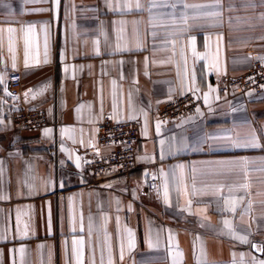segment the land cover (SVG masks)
<instances>
[{"label":"crops","instance_id":"crops-1","mask_svg":"<svg viewBox=\"0 0 264 264\" xmlns=\"http://www.w3.org/2000/svg\"><path fill=\"white\" fill-rule=\"evenodd\" d=\"M215 2L0 0V264H78L77 249L79 264L264 261V147L233 146L248 125L264 136V91L224 85L264 57V0L181 18ZM187 92L196 111L157 119ZM25 109L49 124L14 128ZM106 116L140 124L135 169L93 184L84 163L111 151Z\"/></svg>","mask_w":264,"mask_h":264},{"label":"built area","instance_id":"built-area-1","mask_svg":"<svg viewBox=\"0 0 264 264\" xmlns=\"http://www.w3.org/2000/svg\"><path fill=\"white\" fill-rule=\"evenodd\" d=\"M20 73L12 72L8 76L7 87L12 97H17L20 88ZM225 87L238 92L251 91L260 94L264 91V57L254 59L244 72L225 78ZM198 108V99L187 92L161 105L156 117L162 122H171L193 113ZM49 124V118L43 109L19 110L12 115V125L20 130H38ZM140 124L136 121H114L104 117L97 125V142L100 146H110L105 155L89 158L85 161V170L91 176V182L97 184L108 177L128 174L135 169L136 146L139 139ZM154 179L149 181L152 187Z\"/></svg>","mask_w":264,"mask_h":264},{"label":"snow or ice","instance_id":"snow-or-ice-1","mask_svg":"<svg viewBox=\"0 0 264 264\" xmlns=\"http://www.w3.org/2000/svg\"><path fill=\"white\" fill-rule=\"evenodd\" d=\"M57 2H58V0H57ZM106 2H107V0H106ZM150 2L155 4L156 0H150ZM135 6L137 8H139L141 6L139 4V0H136ZM172 6L175 7V4H173ZM5 7H8V6L5 5ZM190 7H196V8H206V7L218 8V7H221V5L219 4V0H216V2L214 4H212V5L193 6V5H188V4L185 3L184 4L185 11L181 13V18H183L185 21H187V16H188L187 9L190 8ZM216 14L217 13H215V12L207 13V15H210V16H214ZM31 30H32V26L29 25L28 28H27V31H31ZM7 31L9 33H12V32H14L16 30L10 27V28L7 29ZM192 39L194 41L195 38L193 37ZM13 66H15V65H13ZM0 82H2V77H0ZM205 99H207V98H205ZM248 128H249V131H248L247 135L243 139L235 141L233 143V146L236 147V148H261V147H264V144L261 143V141L264 140V136H261L260 138H257L256 132L258 131V129L252 128L251 125H248ZM161 143H163V141H161ZM185 146H187V145H185ZM194 150H198V149H194ZM77 159L79 160V158H77ZM232 163H242V164H244L246 166L249 163H253V161H249L248 159L244 158L241 161H234ZM180 167L182 168L183 166H180ZM247 171L248 170L245 167V174L246 175H247ZM173 176L175 177V172H173ZM180 179L181 180L183 179V175L182 174H181ZM245 187H247V185H245ZM0 198H3V197H0ZM243 199H244L243 197L240 198L241 201ZM225 203L228 204V201H226ZM235 205H236V202L233 201L232 202V208H231L232 211H235ZM228 223L229 222L225 221L226 225H228ZM239 239L243 243H248V240H247L246 237H239ZM74 243L80 244L82 242L81 241H74ZM129 246L131 247V244ZM261 250L264 251V248H261ZM20 251L23 252L24 250L20 249ZM76 259H77V262L79 264L80 259H81V252H80L79 249L76 250ZM109 264H112L111 258H109ZM254 264H264V261H255Z\"/></svg>","mask_w":264,"mask_h":264}]
</instances>
